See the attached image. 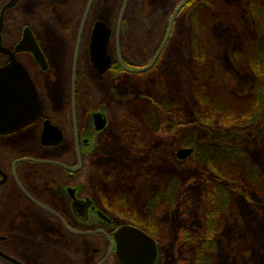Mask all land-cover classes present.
I'll return each instance as SVG.
<instances>
[{
	"label": "flooded vegetation",
	"instance_id": "obj_1",
	"mask_svg": "<svg viewBox=\"0 0 264 264\" xmlns=\"http://www.w3.org/2000/svg\"><path fill=\"white\" fill-rule=\"evenodd\" d=\"M12 1L14 5L4 12L1 45L15 53L29 72L43 109L34 123L9 134L0 133V264H122L113 242L125 226L152 237L159 252L158 240L149 230L133 221L124 223L129 218L143 224L161 222L162 215L153 213L145 198L136 204L123 194L107 195L102 188H98V197L94 193L91 173L96 167L91 155L108 143L104 140L111 125V117L102 109L97 82L111 77L114 81L120 75L142 77L155 71L161 56L146 73L125 71L119 59L130 69L145 67L129 66L122 43L128 39L127 48L134 57L130 48L136 26L165 25L163 43L171 18L184 0H0V16ZM195 1L178 14L169 42L182 11ZM103 24L111 31V65L100 70L92 62L91 41L96 26ZM29 36L45 58L44 67L29 50L17 51ZM54 41L64 44L66 57L57 82L52 80L48 57ZM10 61L11 56L0 53V67ZM157 118L160 130L162 118L159 114ZM46 123L50 129L47 137ZM137 147L145 144L136 141L133 148ZM186 148L194 153L185 160L177 158L180 164L196 155L195 148ZM101 178L98 170V180ZM165 186L164 180L155 194L164 192ZM160 224L158 232L163 235L165 227Z\"/></svg>",
	"mask_w": 264,
	"mask_h": 264
},
{
	"label": "trees",
	"instance_id": "obj_2",
	"mask_svg": "<svg viewBox=\"0 0 264 264\" xmlns=\"http://www.w3.org/2000/svg\"><path fill=\"white\" fill-rule=\"evenodd\" d=\"M245 7L253 20L254 35L236 46L232 58L241 67L249 69L254 79L249 92L240 95L236 92V76L221 58L225 48L220 34L227 26L241 27L240 15ZM181 15L180 21L188 18L190 22L188 77L192 103L189 107L158 105V114L162 118L160 130L183 146L196 150L194 163L200 169L203 189L196 201L198 229L188 232L185 241L197 244L191 264H226L225 252L219 243L223 232L226 233L223 222L233 202L237 201L241 207L237 197L242 196L241 199L252 208L253 196L249 198L248 192L253 187L260 196L258 198L264 199V0H196ZM135 29L136 36L130 49L136 55L130 56L128 39L123 41L122 51L130 67L142 68L148 66L157 53L166 27L140 26ZM186 133L188 136H183ZM252 150L262 160L261 166L248 159ZM165 183V191L160 192L155 205L162 216L177 202L173 187L177 182L172 186L167 185L168 181ZM241 218L245 222L244 211ZM137 223L132 224L149 230L155 237L161 225L160 221L153 220L144 225ZM243 264L250 263L245 261Z\"/></svg>",
	"mask_w": 264,
	"mask_h": 264
},
{
	"label": "rangeland",
	"instance_id": "obj_3",
	"mask_svg": "<svg viewBox=\"0 0 264 264\" xmlns=\"http://www.w3.org/2000/svg\"><path fill=\"white\" fill-rule=\"evenodd\" d=\"M240 20V28L227 26L224 33L220 34L225 48L221 58L227 69L236 76V92L246 95L254 77L249 69L241 67L232 58L236 46L250 35H254L253 20L246 7L240 15ZM174 34V39H171L169 46L162 52L155 71L142 77L120 75L114 81L111 77L108 80L100 78L97 82L102 109L111 117V125L107 139L104 140L108 143L104 147L102 145L103 148L98 150L95 156L91 155V163L96 167L91 173L95 195L98 197V188H102L107 195L114 197L117 193L123 194L128 201H135L136 204L145 198L152 207V212L156 213L158 210L155 207V198L158 195L155 192L160 184H164V180L171 186L177 182L173 186L176 189L177 202L171 211H167L160 218L165 232L162 237L156 232V237L160 239V249L153 264H191L197 244L185 241L188 232L198 229L196 201L203 189L200 169L194 163L195 156L186 160L185 164L177 162L176 153L187 146L167 136V132L158 130L159 110L152 105L155 102L166 107H189L192 103L191 81L188 77L189 21L182 19ZM50 48L48 57L53 73L52 80L57 82L56 78L61 76L59 73L66 67L65 48L64 44L55 41L50 43ZM162 73L163 77L160 76ZM123 96L126 99L122 98ZM153 114L154 117L150 119ZM136 141L145 144V147L134 149L133 144ZM248 159L253 164L259 162L261 166L262 160L257 157L255 150L248 155ZM98 170L102 176L99 180ZM176 178L178 179L175 180ZM107 188L112 190L108 192ZM252 196V208L251 204L241 199L242 196L237 197L241 207L234 201L228 217L223 222L226 233L223 232L219 245L224 249L226 264H243L245 261L250 264H264V199L258 198L260 196L254 187L248 192V197ZM243 211L245 222L241 218ZM134 219L136 218L131 219V222ZM129 222L130 218L129 221H124Z\"/></svg>",
	"mask_w": 264,
	"mask_h": 264
},
{
	"label": "water",
	"instance_id": "obj_4",
	"mask_svg": "<svg viewBox=\"0 0 264 264\" xmlns=\"http://www.w3.org/2000/svg\"><path fill=\"white\" fill-rule=\"evenodd\" d=\"M190 1L184 0L174 12L166 37L149 66L142 69H130L124 66L122 60L119 59L125 71L132 74H143L155 66L169 42L178 14ZM12 5H14V1L3 9L0 16V53L11 56L10 63L0 67V133L3 134L12 133L34 123L40 118L43 109L38 91L29 72L23 64L17 61L15 53H11L1 45L4 12ZM110 36L111 31L104 24L97 25L92 36V62L100 70H105L111 65L108 55ZM29 37L30 39L27 38L18 47L17 51L29 50L34 54L38 63L44 67L45 58L34 39L31 36ZM49 130V124L46 123V137ZM46 139L44 137V140ZM193 153V149L183 148L177 152V158L185 160ZM113 244L116 245L118 259L122 264H153L159 253L157 244L152 237L131 226L122 227L115 234V242Z\"/></svg>",
	"mask_w": 264,
	"mask_h": 264
}]
</instances>
